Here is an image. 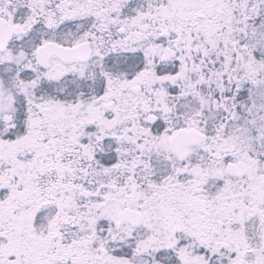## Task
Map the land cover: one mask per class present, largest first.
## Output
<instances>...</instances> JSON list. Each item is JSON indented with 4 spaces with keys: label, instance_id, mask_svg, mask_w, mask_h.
<instances>
[{
    "label": "snow or ice",
    "instance_id": "1",
    "mask_svg": "<svg viewBox=\"0 0 264 264\" xmlns=\"http://www.w3.org/2000/svg\"><path fill=\"white\" fill-rule=\"evenodd\" d=\"M0 264H264V0H0Z\"/></svg>",
    "mask_w": 264,
    "mask_h": 264
}]
</instances>
